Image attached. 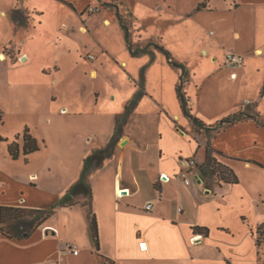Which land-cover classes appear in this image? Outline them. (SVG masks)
Wrapping results in <instances>:
<instances>
[{"label":"crops","instance_id":"0c3cea01","mask_svg":"<svg viewBox=\"0 0 264 264\" xmlns=\"http://www.w3.org/2000/svg\"><path fill=\"white\" fill-rule=\"evenodd\" d=\"M56 1L70 6L81 18L78 21L80 34L77 37L82 40L79 45L70 44L66 53L62 51L64 43L55 41L53 46L31 32L44 22L45 13L33 6L31 0H26L20 5L17 3L11 12L12 31L16 35L4 43V48L14 51L4 49L0 55L4 61L9 58L11 65L22 68L18 85L38 91L45 87L52 91V98L45 99L50 108L52 100L58 104L62 91L69 93L71 98L57 108V112L69 115L70 135L77 140L79 149L67 154L52 149V164L48 168L32 167L27 175L20 172L14 175L1 169L0 207L47 209L59 203L82 179L91 185L92 198L79 195L77 204L59 207L45 226L36 228L28 237L10 238L0 230V264H118L127 260H134V264L136 260L143 264H260L257 229L264 223V126L247 119L221 131H205L199 138L195 137L194 121L184 112L177 94L180 72L170 64L167 52L174 54L163 43L162 36L145 35L146 26L129 2L120 0V5L124 3L134 11V30L139 33L137 40H131L134 47L153 43L149 51L139 55L132 54L119 16L111 10L102 11V23L106 27L114 21L120 25L126 46L122 51H115L110 41L94 35L96 22L89 19L98 13L85 18L83 12L88 2L78 5L79 0ZM163 1L159 8L169 13L170 25L176 26L187 19L181 8L177 10L178 5L175 6L173 0ZM24 9L30 10L29 18ZM16 15L24 21L22 25L18 24ZM95 17L99 19L100 16ZM65 25L64 21L62 27ZM76 30L70 28L71 32ZM232 35L236 41L242 38L238 29ZM48 46L66 54L70 62H64L63 66L56 60L52 67L40 63ZM202 50L203 54H194L190 61H181L190 73L184 86L190 113L212 126L241 111L259 113L263 117L264 45L254 46L250 56H245L243 65L234 68L225 65L226 54L210 51L205 46ZM89 54H96L95 58L89 59ZM99 55L103 56L102 61ZM203 56H208L213 65L221 63L212 74L229 70L228 79L235 83L233 88L237 95H245V99H237L231 113L216 122L200 116L194 108L200 103L199 96L205 87L195 84L199 66L209 61ZM166 60L169 65L163 62ZM84 62L97 67L88 73V68L82 65ZM145 62L138 73L134 72V68ZM108 67L116 72L120 82L117 86L112 84L111 88L122 89L121 82L127 86L122 98L112 92L115 106L111 109L99 106L103 93L99 87L103 82L100 75L103 76ZM171 67L178 72L176 96L167 100L165 97L171 95L170 91L165 94ZM249 74L256 82L255 97L251 98L246 97L249 93L243 92L245 85L250 86ZM150 78L157 88L150 89ZM92 95L95 98L90 101ZM119 121L121 126H118ZM211 132L214 134H209ZM39 142L41 150L46 143ZM209 142L214 148L213 155L238 175V183L205 177L203 166L209 155ZM108 146L112 154L101 166L86 173L88 157ZM35 152L21 157L29 162ZM183 158L196 160L189 170L190 184L180 176ZM48 179L50 185L45 181ZM118 189L123 190L122 194ZM150 202L153 206L147 209ZM91 211L98 219L100 250L92 236ZM66 216L69 218L65 219ZM197 227L208 228V233L196 230ZM69 243L77 244L78 250L66 252Z\"/></svg>","mask_w":264,"mask_h":264},{"label":"rangeland","instance_id":"374dc122","mask_svg":"<svg viewBox=\"0 0 264 264\" xmlns=\"http://www.w3.org/2000/svg\"><path fill=\"white\" fill-rule=\"evenodd\" d=\"M25 1L26 0H0V51L5 49L4 43L8 42L11 37L16 35V33L12 31V9L17 3L20 5ZM90 1L91 0H79L78 5L88 2V6L83 12L85 18H88L89 15L94 13H98L92 15L91 19H89L93 21V23L96 22L95 27L97 31L94 35L110 41L115 51H122L125 49L124 35L120 25L115 21L110 27L103 25L102 11L105 10H111L117 17L119 15L123 16L124 21L131 31V40L133 42L137 40L139 36L138 31L134 30V24L136 23L134 11H136V13H138L136 15L146 26L147 31L145 35L153 38L162 36L163 43L167 44V48H169L176 59L180 61H190L194 54H200L201 52L203 54L204 50H202V47L204 46L210 51L217 50L222 54H226L229 51L250 56L249 53L254 46L264 45V0H173L175 6L176 4L178 5L177 10L180 11L181 8L182 14L185 13L187 15V19L176 26L169 24L168 20L170 15L166 12V9L159 8L163 6V0H125L131 4L130 8L134 7V11L131 9L129 10L124 3L120 5V0H109L110 2H105L104 0ZM31 3L38 10H42L45 13L43 18L44 22L40 27L31 30V32L42 38L44 42H50L49 44H53V46L55 41H58L59 44L64 43L62 51L65 50L66 53H68L67 47L70 44L79 45L82 42V40L77 37L80 34V31H78V21L81 20V18L73 12L74 10L70 6L59 4L56 0H31ZM200 4L202 6L198 9ZM91 7L99 8V10L97 12L91 11ZM24 12L27 18H29L30 10L24 9ZM97 15L100 16L99 19L95 17ZM64 21L67 23V26L65 25V27H62ZM173 21L174 20L171 22ZM70 28H76L77 30L76 32H71ZM176 28L178 30H176ZM235 29L242 32L240 41H236L232 35ZM26 35L28 36V34ZM91 39L94 41L92 35ZM51 48L52 46H48L44 49L40 63L52 67L56 60L62 63L63 66H65L66 62H70L66 54L56 52L55 49ZM5 51L13 52L14 49L6 47ZM205 54H207V51ZM203 58L204 60H209L208 56H203ZM99 60H103L102 55H99ZM163 62L169 65L167 60ZM145 64L146 62L142 63L138 68H134V72L138 73L140 68ZM82 65L88 68V73L92 68L97 67L96 64L91 65L87 62L82 63ZM220 65L221 63L213 65L210 63V60L206 61L204 65L199 66L200 68L195 82L199 87L205 85L202 94L199 96L200 103L198 102L194 106L195 111L197 110L200 116L213 120L214 122L231 113L233 109H235V103L238 98L240 99L239 101L245 99V95H237V92L234 90L233 84L235 83L228 79L229 70L222 69L223 71L221 73L212 74L214 70L221 67ZM38 66L39 64H37L36 67ZM31 68L36 69L34 66ZM64 69L66 70V68ZM21 71L22 68L10 64L9 58L4 61L0 55V107L4 112V123L1 125L0 132L9 140L14 139L20 134L21 139L19 141L20 144H22L24 142L22 135L25 129L29 128L31 134L37 138V140L45 141L46 146L35 152L31 160L26 162L24 157L17 160L12 159L8 152V141H1L0 170H7L14 175L18 174V172L27 175V170H30L32 167L36 169L48 168L49 165L52 164V149L56 153L64 154H67V152L72 149H79L77 140L70 135L71 122L69 121V115L62 114L60 110L57 112V108L59 109L62 104H65L68 102V99L71 98V96L68 95L69 93L62 91L58 104H56V101L52 100L51 104L53 107L50 108V105L47 104L45 99L49 97L52 98L50 96L52 95V91L45 87L43 90L38 91L36 89H30L29 86L18 85L17 81L22 78L20 76ZM105 71V76L100 75L101 78H103V82L99 87L103 89L101 90L103 93L100 97L99 106L101 108L106 107L111 109V107L114 108L115 106L114 101L111 100L112 92H117L119 97L122 98V94L126 91L127 86L124 82H121L122 89H112V84L116 85L120 83L118 75L109 67ZM170 73L172 75H169L166 82L167 88L165 94L168 95L170 91L171 95L165 97L167 100L170 96L171 99H175L176 96L175 86L178 72L171 67ZM249 75L250 79H247V81L250 86L248 87L245 85L243 92H246V94L249 93L246 97L251 98L255 97L254 89L256 82L255 78H253L251 74ZM222 76H224L223 79L221 78ZM208 77L210 79L205 83ZM10 80H15L16 83L10 84ZM194 86L195 85H193V89L195 88ZM149 87L150 89L157 88L153 85L151 78ZM94 98L92 95L89 100L93 101ZM262 108L264 111L263 106ZM106 112L110 113L108 111ZM262 119L264 120V116ZM195 129V137L197 138H199V135L202 133H205L203 129ZM209 134L212 135L214 133L211 132ZM45 181L48 183L47 185H50L51 180L48 179ZM214 181L217 180L214 179ZM81 201L83 202V200ZM75 215L76 217H80L79 214ZM59 218V220H62L61 216ZM68 218L69 216L65 217V219ZM81 218L84 220V215ZM45 225L46 223L41 224L38 229ZM261 256L262 260H264V246L261 248ZM118 264H134V260H127ZM135 264L143 263L140 260H136Z\"/></svg>","mask_w":264,"mask_h":264},{"label":"trees","instance_id":"16d2710c","mask_svg":"<svg viewBox=\"0 0 264 264\" xmlns=\"http://www.w3.org/2000/svg\"><path fill=\"white\" fill-rule=\"evenodd\" d=\"M202 5L198 6V9ZM18 13V11H16ZM16 20L19 25H22L24 21L16 15ZM119 20L121 26L125 32L126 42L132 52L133 55H139L140 53L149 51V47L153 44L150 43L146 46L135 48L131 41V31L124 21L122 15H119ZM168 59L170 64L176 68L180 72V79L177 85V94L178 98L182 104V108L184 112L192 117L194 121V125L198 129H203L207 132L211 130L221 131L222 129L229 127L231 125L236 124L237 122L254 119L259 125L264 126V120L262 119L259 113H251L248 111H241L230 115L223 120H221L218 124L212 126L206 124L203 120L198 117H194L189 110L188 106V98L184 91L185 84L189 81V69L187 65L179 60H177L171 52H167ZM4 112L0 107V129L1 125L4 123L3 120ZM122 122H118V126H121ZM23 145L20 144L21 135H17L14 139L9 140L5 138L0 132V142L7 140L8 141V152L12 159L17 160L21 157V155H25L26 157L39 150L41 148L40 142L35 138L29 128H26L23 135ZM209 155L205 165L203 166V173L205 177L210 180L216 179L220 182L226 183H238L239 177L238 175L231 169L228 165L222 163L216 156L213 155L214 148L211 146V142L208 144ZM112 154L111 146H108L104 149H100L93 154H91L86 161L85 172H90L92 169L101 166L104 161ZM79 195H86L87 197L92 198V187L87 182V180H80L76 183L70 190V192L62 198V200L54 205H51L47 209H30V208H22L17 206H1L0 207V230L2 234L10 237V238H24L28 237L36 228H38L41 224L48 221L57 211V209L61 206H72L78 203L77 197ZM91 201H89V204ZM90 221H91V231L92 236L94 238V242L96 248L100 250V233H99V224L97 215L94 211L90 213ZM196 230H202L208 233V228L205 227H197ZM258 235V245L260 248L264 246V223L261 224L257 229ZM105 257V256H104ZM108 261H112L110 258L105 257ZM232 264V263H231ZM260 264H264V260H262L261 250H260Z\"/></svg>","mask_w":264,"mask_h":264},{"label":"built area","instance_id":"2783aa9c","mask_svg":"<svg viewBox=\"0 0 264 264\" xmlns=\"http://www.w3.org/2000/svg\"><path fill=\"white\" fill-rule=\"evenodd\" d=\"M91 11L97 12L99 10V8H90ZM89 59H94L95 55L94 54H89L88 55ZM245 61V55L243 54H238L236 52H227L226 56H225V65L228 67H239L242 66L243 63ZM234 77H236L237 75L234 74ZM181 164H182V168L180 171V176L182 178H184L186 184H190V179H189V170L196 164V160L195 158H183L181 159ZM164 175V174H163ZM153 206V203L150 202L147 204V209H151ZM78 250V246L77 244L74 243H69L66 249V252H76ZM43 264V263H40ZM50 264H57V263H50Z\"/></svg>","mask_w":264,"mask_h":264},{"label":"bare ground","instance_id":"6f19581e","mask_svg":"<svg viewBox=\"0 0 264 264\" xmlns=\"http://www.w3.org/2000/svg\"><path fill=\"white\" fill-rule=\"evenodd\" d=\"M258 53H259V54H261V53H262V51H261V50H259V51H258ZM122 192H123V190H121V189H118V193L122 194ZM197 239H198V237H197ZM144 248H145V247H144Z\"/></svg>","mask_w":264,"mask_h":264}]
</instances>
